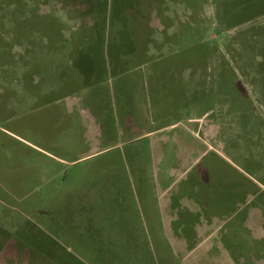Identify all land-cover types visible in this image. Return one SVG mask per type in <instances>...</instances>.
<instances>
[{
    "label": "rangeland",
    "instance_id": "374dc122",
    "mask_svg": "<svg viewBox=\"0 0 264 264\" xmlns=\"http://www.w3.org/2000/svg\"><path fill=\"white\" fill-rule=\"evenodd\" d=\"M0 264H264V0H0Z\"/></svg>",
    "mask_w": 264,
    "mask_h": 264
},
{
    "label": "crops",
    "instance_id": "0c3cea01",
    "mask_svg": "<svg viewBox=\"0 0 264 264\" xmlns=\"http://www.w3.org/2000/svg\"><path fill=\"white\" fill-rule=\"evenodd\" d=\"M18 197H20V196H18Z\"/></svg>",
    "mask_w": 264,
    "mask_h": 264
}]
</instances>
